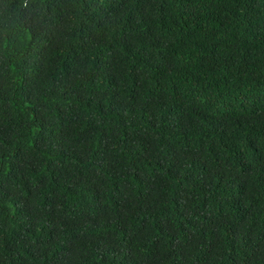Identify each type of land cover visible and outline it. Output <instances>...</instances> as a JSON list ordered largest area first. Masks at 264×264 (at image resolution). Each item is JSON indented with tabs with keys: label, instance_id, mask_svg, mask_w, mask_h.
Returning a JSON list of instances; mask_svg holds the SVG:
<instances>
[{
	"label": "trees",
	"instance_id": "trees-1",
	"mask_svg": "<svg viewBox=\"0 0 264 264\" xmlns=\"http://www.w3.org/2000/svg\"><path fill=\"white\" fill-rule=\"evenodd\" d=\"M0 264H264V0H0Z\"/></svg>",
	"mask_w": 264,
	"mask_h": 264
}]
</instances>
